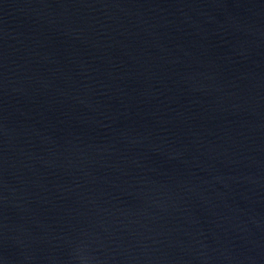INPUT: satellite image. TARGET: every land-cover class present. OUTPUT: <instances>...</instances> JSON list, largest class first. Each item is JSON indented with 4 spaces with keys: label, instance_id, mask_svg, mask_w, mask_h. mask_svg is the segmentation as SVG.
<instances>
[{
    "label": "water",
    "instance_id": "obj_1",
    "mask_svg": "<svg viewBox=\"0 0 264 264\" xmlns=\"http://www.w3.org/2000/svg\"><path fill=\"white\" fill-rule=\"evenodd\" d=\"M0 264H264V0H0Z\"/></svg>",
    "mask_w": 264,
    "mask_h": 264
}]
</instances>
